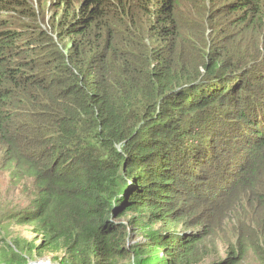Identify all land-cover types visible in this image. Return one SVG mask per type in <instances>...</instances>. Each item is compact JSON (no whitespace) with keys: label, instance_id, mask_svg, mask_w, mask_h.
<instances>
[{"label":"trees","instance_id":"16d2710c","mask_svg":"<svg viewBox=\"0 0 264 264\" xmlns=\"http://www.w3.org/2000/svg\"><path fill=\"white\" fill-rule=\"evenodd\" d=\"M49 18L0 19V170L30 183L17 215L41 237L29 250L264 264V0H78ZM207 216L239 226L205 262Z\"/></svg>","mask_w":264,"mask_h":264},{"label":"rangeland","instance_id":"374dc122","mask_svg":"<svg viewBox=\"0 0 264 264\" xmlns=\"http://www.w3.org/2000/svg\"><path fill=\"white\" fill-rule=\"evenodd\" d=\"M18 1V5L13 4ZM71 1L72 5L76 7L78 0ZM71 1L11 0L10 2L12 3L8 8H12V10L0 12V19H2L4 23L17 20L21 23L28 24L31 26L30 29H33L36 23L40 24L42 20H49V16L56 12L59 13V11L69 5ZM31 10L37 14V20L31 19L32 16L29 12ZM43 26H46V23ZM26 186V188L19 187L11 183L9 173L5 170H0V259L3 250L7 253L13 250L17 255L27 257V260L37 259L36 261H50L52 264H59L58 260L62 257V251L48 252L41 248L42 252L34 253L29 250L30 245L39 246L41 237L35 231L33 224L22 223L17 220V215L23 210L24 206L28 204L32 196L30 183H27ZM205 222L212 226L214 225L217 230L215 235L217 246L216 248L213 247L215 249L212 251L211 257L206 259L205 262L210 261L212 258L214 261L217 258L225 257L228 251L226 238L235 239V230L236 227L239 226L238 221L227 216L223 219L207 216ZM247 225L253 227L250 223H246V226ZM137 241H142V237L138 234L133 235L131 243ZM0 264L4 263L0 262ZM200 264H204V262ZM238 264H258V262L255 260L251 251H249L245 259Z\"/></svg>","mask_w":264,"mask_h":264},{"label":"water","instance_id":"95a60500","mask_svg":"<svg viewBox=\"0 0 264 264\" xmlns=\"http://www.w3.org/2000/svg\"><path fill=\"white\" fill-rule=\"evenodd\" d=\"M32 263L33 264H52V263H50V261H46V262H42V261H32Z\"/></svg>","mask_w":264,"mask_h":264},{"label":"built area","instance_id":"2783aa9c","mask_svg":"<svg viewBox=\"0 0 264 264\" xmlns=\"http://www.w3.org/2000/svg\"><path fill=\"white\" fill-rule=\"evenodd\" d=\"M28 264H33L32 261L28 262Z\"/></svg>","mask_w":264,"mask_h":264}]
</instances>
